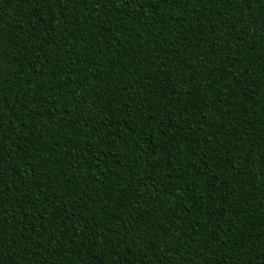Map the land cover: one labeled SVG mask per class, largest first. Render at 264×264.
Returning a JSON list of instances; mask_svg holds the SVG:
<instances>
[{"label": "trees", "instance_id": "obj_1", "mask_svg": "<svg viewBox=\"0 0 264 264\" xmlns=\"http://www.w3.org/2000/svg\"><path fill=\"white\" fill-rule=\"evenodd\" d=\"M0 264H264V0H0Z\"/></svg>", "mask_w": 264, "mask_h": 264}]
</instances>
